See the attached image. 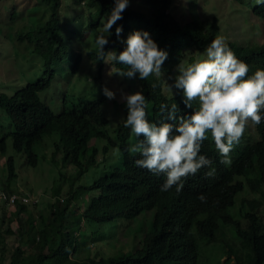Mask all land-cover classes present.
Returning <instances> with one entry per match:
<instances>
[{
    "label": "trees",
    "instance_id": "obj_1",
    "mask_svg": "<svg viewBox=\"0 0 264 264\" xmlns=\"http://www.w3.org/2000/svg\"><path fill=\"white\" fill-rule=\"evenodd\" d=\"M45 1L49 18L18 35V41L25 40L30 53L42 59L43 75L11 95L0 91V153L10 137L13 150L21 152L25 164L34 167L38 162L34 146L55 131L59 140L53 144L51 164L58 163L59 155L63 166L71 165L76 171L66 179L65 191L60 184L52 186L53 199L45 201L44 214L35 222L23 214L30 207H37L38 199L35 203L0 204V264H210L205 257L209 249L204 250L202 245L215 251L216 264H264V120L254 125L257 142L249 143L247 150L244 147L230 164L220 162L222 157L208 134L200 154L212 161L211 167L201 168L196 175L184 179L183 189L177 195L175 187L162 191L166 177L137 167L135 160L141 157L126 150L135 142L131 130L124 127L127 110L121 120L107 118L103 111L107 98L102 90L94 99L79 97L69 107L63 105L58 114L40 100L39 94L48 89L55 76V60L68 53L72 63L70 74L77 71L82 61L80 54L73 53L75 49L69 45L59 22L61 0ZM75 1L95 10L89 13L88 23L82 29L72 30L77 50H83L84 35L103 25L102 20H108L115 0ZM179 2L139 0L143 9L128 6L111 34L105 35L109 39L105 53L115 50L119 54L125 47L121 41L136 30L147 31L158 47L168 53L162 65L163 77L151 75L147 80L119 77L115 69L124 66L112 63L116 80L138 85L136 91L141 90L149 102L148 120L157 125L178 123L168 121L167 112L161 114V104H168L169 109L172 104L178 105L177 117L197 108L195 102L192 109L186 108L183 94L176 92L173 96L165 81L169 76L175 77L179 67L200 58L208 44L222 36V27L215 17L204 21L197 11L193 17ZM249 10L264 22V0ZM72 22H78L77 18ZM116 27L123 30L119 40ZM225 40L236 57L250 66L249 76L264 69V44L250 46ZM85 54L91 62L88 65L97 68L95 79L101 80L107 57L100 58L97 46ZM119 102L114 100L116 105ZM92 138L107 141L99 162L102 169L92 183L78 185L82 175L99 165L96 149L90 148ZM109 151L115 157L112 161ZM253 154L256 159H251ZM4 165V187L10 192V182L18 177L12 156ZM212 169L214 174L208 176ZM200 195L206 196V202L198 199ZM9 218L16 229L5 222ZM9 236H14L17 244L8 251L4 239ZM221 254L224 261L219 258Z\"/></svg>",
    "mask_w": 264,
    "mask_h": 264
},
{
    "label": "clouds",
    "instance_id": "obj_2",
    "mask_svg": "<svg viewBox=\"0 0 264 264\" xmlns=\"http://www.w3.org/2000/svg\"><path fill=\"white\" fill-rule=\"evenodd\" d=\"M128 6L129 0H115L102 34L95 40L100 58L107 57L123 65L124 68L115 69V74L122 78L147 80L151 75L163 77L162 65L168 53L158 47L147 31L136 30L129 34L121 41L125 47L119 54L115 50L104 52L110 30L123 18L122 13ZM122 31V27L115 28L117 40ZM104 32L108 33L107 37ZM249 72L250 66L236 57L223 36H217L204 50L202 59L179 67L178 74L165 81L173 96L176 92L183 94L182 102L186 108L192 109L194 102L198 105L190 114L177 117L178 105L172 104L169 109L168 104H161V114L167 112V120H178L177 124L150 122L149 102L143 92L126 94L120 90L127 110L124 127L131 130L135 140L126 150L141 157L135 160L137 167L166 177L162 191L175 187L177 195L183 189L184 179L196 175L201 168L211 167L212 161L200 154L208 134L223 164H230L244 147L247 150L249 143L257 142L254 130L248 133L247 127L252 124L255 128L254 125L264 120V69H257L250 76ZM101 90L109 101L116 99V93L106 86ZM256 158L255 154L251 157ZM214 171L212 169L207 175H213ZM198 199L206 202L205 195L198 196Z\"/></svg>",
    "mask_w": 264,
    "mask_h": 264
},
{
    "label": "rangeland",
    "instance_id": "obj_3",
    "mask_svg": "<svg viewBox=\"0 0 264 264\" xmlns=\"http://www.w3.org/2000/svg\"><path fill=\"white\" fill-rule=\"evenodd\" d=\"M262 1L192 0L191 3L190 0H180L179 5L184 6L185 12L191 13L193 17L197 15V11L202 15L200 19L204 21L215 17L217 23L222 27V36L225 39L228 38L231 42L236 41L241 45L245 43L252 46L255 43L264 44V22L257 19L249 10L250 7L255 4H261ZM193 4L195 9L193 8ZM47 5L45 0H0V91L11 95L25 86L26 83L33 82L43 75L42 59L35 54H31L29 50L30 45L25 40L22 42L18 41V35L19 33L26 32L28 27L42 23L49 18L50 12ZM129 6L143 9L139 5V0H129ZM89 13H95V10L84 4H78L75 0H61L58 11L59 22L63 25L64 33L69 39V45H72L73 49H75L73 53L80 54L82 61L77 71L74 74H70L72 63L71 57L67 52V56H63L60 60H55L53 65L55 70L53 81L48 89L39 94V98L55 114H58L63 105L69 107L76 98L83 97L86 100H91L94 97H99L101 95V85H103V87L106 86L109 90L116 93V99L114 100L120 101L116 105L114 104V100L109 101L107 99L103 104L105 116L107 118L114 116L115 120L118 121L121 120L122 114L126 110L125 103L121 100L120 90L130 94L132 92L131 89L136 91L138 85L133 84L130 86L128 82L122 83L121 79L116 80L113 74V62L107 58L102 72V79H95L97 68L88 65L91 62L88 60L85 52L96 46L95 40L102 34L101 30L105 23H107V20H102L103 25L96 28L89 35L86 32L87 35L84 33L83 50H77V42L75 36L72 34L73 29L79 31L85 23H88ZM74 18H77L78 22L72 24V19ZM106 33L104 32L103 35L105 36ZM203 53L201 52V57H196V60L202 59ZM77 92H82V94L79 95ZM9 125L11 130V124ZM113 126V124L110 125L111 128ZM253 130L252 124H249L247 132L249 133ZM105 131H109V123L105 127ZM244 138L245 134L241 141ZM58 140L59 137L54 131L51 136L45 137L40 144L34 146L33 150L38 156V162L34 167L25 164L24 156L21 152L13 150L10 137L5 141L4 152L0 153V189L7 190L4 187L6 181L4 164L6 159L12 156L18 177L10 182L9 191L26 196L29 199L28 202L37 201L38 199L39 205L37 207H30L23 214L24 217L31 216L34 222L40 215L44 214L45 201L53 199H51L50 195L52 186L60 184L63 186V191H65L66 186L64 185L67 183L66 179L70 175H74L76 171V168L71 165L65 164L63 166L59 155L56 158V162L58 163L56 165L51 164L53 144ZM106 144V139H91L90 148L96 149L95 160L99 165L92 166L87 173L82 175L76 182L78 185L92 183L96 175L100 173L102 165L99 162L103 158L102 149ZM109 156L110 161L115 158L111 151H109ZM53 178H55V181H53ZM28 205L31 206L32 204L29 203ZM8 220H5V222L10 223V226L16 229L13 219L9 218ZM0 227L3 229V226ZM119 230H121V227H119ZM16 241L14 236L4 239L8 251L17 244ZM202 247L204 250L209 249L205 257L209 259L210 264H216L217 262L214 259L217 256L213 255L215 251L211 250L212 248H207L205 245H202ZM201 254L200 250V256ZM219 258L221 261L225 259L222 254Z\"/></svg>",
    "mask_w": 264,
    "mask_h": 264
},
{
    "label": "built area",
    "instance_id": "obj_4",
    "mask_svg": "<svg viewBox=\"0 0 264 264\" xmlns=\"http://www.w3.org/2000/svg\"><path fill=\"white\" fill-rule=\"evenodd\" d=\"M21 201V202H28L29 199L22 195V194H17V193H12V192H7L5 190L0 189V204H15L16 202ZM34 200L33 202H35Z\"/></svg>",
    "mask_w": 264,
    "mask_h": 264
}]
</instances>
